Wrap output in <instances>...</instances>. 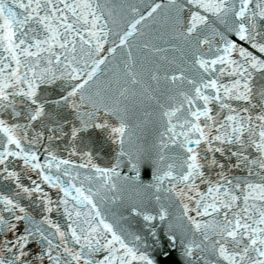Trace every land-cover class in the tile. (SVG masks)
I'll list each match as a JSON object with an SVG mask.
<instances>
[{
    "label": "snow or ice",
    "instance_id": "6c2138e0",
    "mask_svg": "<svg viewBox=\"0 0 264 264\" xmlns=\"http://www.w3.org/2000/svg\"><path fill=\"white\" fill-rule=\"evenodd\" d=\"M264 264V0H0V264Z\"/></svg>",
    "mask_w": 264,
    "mask_h": 264
},
{
    "label": "water",
    "instance_id": "95a60500",
    "mask_svg": "<svg viewBox=\"0 0 264 264\" xmlns=\"http://www.w3.org/2000/svg\"><path fill=\"white\" fill-rule=\"evenodd\" d=\"M159 259H160L161 264H170L172 260L178 259V256H176V254H173L172 257H169V258L160 257Z\"/></svg>",
    "mask_w": 264,
    "mask_h": 264
}]
</instances>
